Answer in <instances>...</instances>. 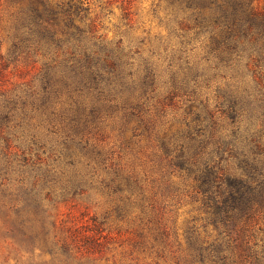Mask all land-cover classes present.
Returning a JSON list of instances; mask_svg holds the SVG:
<instances>
[{
  "label": "trees",
  "instance_id": "trees-1",
  "mask_svg": "<svg viewBox=\"0 0 264 264\" xmlns=\"http://www.w3.org/2000/svg\"><path fill=\"white\" fill-rule=\"evenodd\" d=\"M8 1L22 4L9 58L0 52V218L10 239L30 253L48 248L45 264H90L81 259L101 252L105 221L78 225L67 242L50 238L41 215L56 195L94 188L158 258L264 264V11L255 0H166L183 33L165 54L100 32L86 0ZM193 37L206 65L192 58ZM20 60L40 71L9 87L6 70ZM143 142L193 180L216 234L189 230L184 247L161 185L130 166Z\"/></svg>",
  "mask_w": 264,
  "mask_h": 264
},
{
  "label": "rangeland",
  "instance_id": "rangeland-1",
  "mask_svg": "<svg viewBox=\"0 0 264 264\" xmlns=\"http://www.w3.org/2000/svg\"><path fill=\"white\" fill-rule=\"evenodd\" d=\"M98 13L97 24L100 32L107 33L109 38H124L126 43L135 47L142 43L143 47H158L160 53H166L171 47L178 50L181 47L180 17L169 8L166 0H86ZM22 4H13L8 0H0V52L9 58L11 40L14 32L15 18ZM252 6L259 12L264 11V0H255ZM192 37V34H191ZM130 41V42H129ZM191 46L196 47L192 58L205 62L204 43L193 37ZM148 53V50H145ZM206 65V62H205ZM41 63L20 60L10 65L6 70L7 85L32 80L40 71ZM151 149L145 143L138 144L133 151L130 166L137 170L141 177H147L149 183L159 187L167 195L168 208L165 220L177 229L179 239L184 245L189 230L197 229L206 236L216 234L214 226L207 220V212L202 195L195 190L192 179H182L178 173H173L159 158H155ZM171 179L169 182H161ZM15 175L13 177V184ZM54 201H46L47 211L41 215L46 220V228L50 238L63 239L72 242L75 229L81 226L92 227L93 219L105 221L102 236L99 238L101 252L83 256L84 263L90 264H173L170 254L164 258L156 257L154 251L140 249V239L135 228L126 220L116 217L108 203L109 197L92 188L91 192L75 195L73 199L60 200V195ZM65 197V196H62ZM112 211V212H111ZM55 223V224H53ZM39 229V228H38ZM40 231V230H38ZM12 242H11V241ZM76 250V248H75ZM26 246L21 247L17 240L10 239L0 218V264H45L52 261L48 248L37 246L30 253Z\"/></svg>",
  "mask_w": 264,
  "mask_h": 264
}]
</instances>
